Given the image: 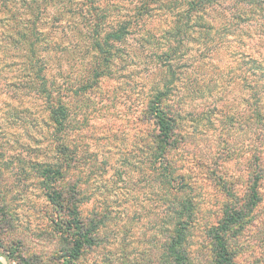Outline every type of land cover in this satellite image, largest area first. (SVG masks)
I'll use <instances>...</instances> for the list:
<instances>
[{"label": "clouds", "instance_id": "clouds-1", "mask_svg": "<svg viewBox=\"0 0 264 264\" xmlns=\"http://www.w3.org/2000/svg\"><path fill=\"white\" fill-rule=\"evenodd\" d=\"M0 264H264V0H0Z\"/></svg>", "mask_w": 264, "mask_h": 264}]
</instances>
